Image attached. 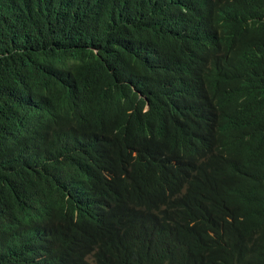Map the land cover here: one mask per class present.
I'll return each instance as SVG.
<instances>
[{"label":"trees","instance_id":"obj_1","mask_svg":"<svg viewBox=\"0 0 264 264\" xmlns=\"http://www.w3.org/2000/svg\"><path fill=\"white\" fill-rule=\"evenodd\" d=\"M264 0H0V264H261Z\"/></svg>","mask_w":264,"mask_h":264},{"label":"rangeland","instance_id":"obj_2","mask_svg":"<svg viewBox=\"0 0 264 264\" xmlns=\"http://www.w3.org/2000/svg\"><path fill=\"white\" fill-rule=\"evenodd\" d=\"M260 263H261V264H264V260L261 259V260H260Z\"/></svg>","mask_w":264,"mask_h":264}]
</instances>
